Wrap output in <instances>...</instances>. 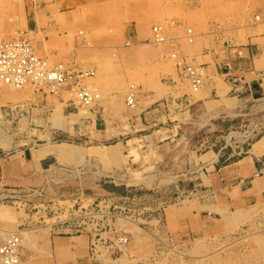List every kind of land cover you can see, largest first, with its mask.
Masks as SVG:
<instances>
[{"label": "rangeland", "instance_id": "374dc122", "mask_svg": "<svg viewBox=\"0 0 264 264\" xmlns=\"http://www.w3.org/2000/svg\"><path fill=\"white\" fill-rule=\"evenodd\" d=\"M263 21L264 0H0V39L28 37L41 56L69 54L76 41L95 49L98 66L84 83L103 106L0 83V154L17 139L58 140L77 156L46 189L0 180V240L21 237L30 251L21 264H53L45 236L84 209L105 214L101 232L113 242L92 264H264V188L224 174V165L259 155L264 179V99L205 96L204 83L137 109L140 88L158 90L174 62V42H156L154 27L171 40L180 31L185 50L211 41L210 50L245 42Z\"/></svg>", "mask_w": 264, "mask_h": 264}, {"label": "crops", "instance_id": "0c3cea01", "mask_svg": "<svg viewBox=\"0 0 264 264\" xmlns=\"http://www.w3.org/2000/svg\"><path fill=\"white\" fill-rule=\"evenodd\" d=\"M180 33H173L175 40L171 47L178 50L187 63L204 67L206 76L202 92L205 96L221 98L231 94V98L238 102L264 99V21L249 28L245 42L236 45L215 42L210 50H207L206 43L210 45L211 41L195 43L185 50L184 37ZM95 55V49L76 41L69 54H60L55 49H49L45 56L55 62L74 65L78 69L95 70L98 66L94 60ZM59 58L62 60H56ZM159 79L161 86L158 90L140 93V88L137 95V102L140 104L137 109L140 111L149 109L164 99H178L190 95L187 92L190 84L180 76L174 62L163 69ZM95 107L98 110L103 108L100 101ZM63 142H30L23 146L21 140H14L13 150L4 155L0 154L1 184L16 188H48L56 175L66 174L71 170L69 165L77 157L76 150L68 144H61ZM259 160V155L247 154L224 165V174L227 179L250 177L264 188V179L260 176L263 166ZM45 237L49 240V246H45L44 253L47 258H53V264H92L95 259L91 256L92 240L88 233L71 235L66 231H58ZM21 253L24 263L27 262L29 256L25 257V254L30 255V251L21 247Z\"/></svg>", "mask_w": 264, "mask_h": 264}, {"label": "built area", "instance_id": "2783aa9c", "mask_svg": "<svg viewBox=\"0 0 264 264\" xmlns=\"http://www.w3.org/2000/svg\"><path fill=\"white\" fill-rule=\"evenodd\" d=\"M190 32V30L187 31V37L189 41H192ZM153 34L154 40L159 43L169 40L174 42L175 40L167 38L160 26L153 28ZM171 59L180 76L189 82L192 91H198L204 84L206 76L204 67L187 63L175 49L171 54ZM94 75V70L78 69L74 65L70 66L63 62H51L47 57L37 53L33 41L28 37L21 36L11 40L0 39V83L2 84L16 88L32 86L37 91L53 95L68 92L82 106H91L99 101L100 94L87 87L84 81ZM134 101L132 93L128 97V104L135 106ZM103 214L95 212L94 209H84L65 228V231L71 235L83 233L91 235L90 252L95 259H98L101 253V245L107 248L113 245V242L106 245V240L109 237H104L102 235L104 232H101L105 223L109 225L103 219ZM107 215L114 216L110 213ZM21 247L22 240L17 233L0 240V264H21Z\"/></svg>", "mask_w": 264, "mask_h": 264}, {"label": "bare ground", "instance_id": "6f19581e", "mask_svg": "<svg viewBox=\"0 0 264 264\" xmlns=\"http://www.w3.org/2000/svg\"><path fill=\"white\" fill-rule=\"evenodd\" d=\"M9 40V39H7ZM136 106V105H135ZM79 115V114H76V116ZM106 148H111V147H114V145H105ZM143 183L146 184V185H152V182L150 179L148 178H143L142 179ZM0 210L6 212L5 210H7V208H4L2 205H0ZM16 216V215H15ZM14 220V219H13ZM121 220V219H120ZM15 221V220H14ZM10 230V229H9ZM12 231H7V233H10L11 234ZM18 233H22V232H18ZM25 233H29L28 231L25 232Z\"/></svg>", "mask_w": 264, "mask_h": 264}]
</instances>
